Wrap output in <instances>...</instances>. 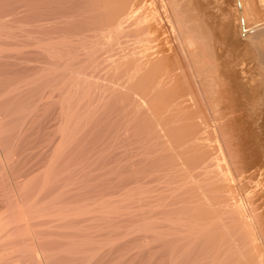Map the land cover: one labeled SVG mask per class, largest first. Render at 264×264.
I'll list each match as a JSON object with an SVG mask.
<instances>
[{"label": "rangeland", "instance_id": "rangeland-1", "mask_svg": "<svg viewBox=\"0 0 264 264\" xmlns=\"http://www.w3.org/2000/svg\"><path fill=\"white\" fill-rule=\"evenodd\" d=\"M105 1H102V2L107 3L108 6H105L106 4L104 5V3L102 4V2L100 3L97 0H70V1L69 0H65V1L64 0H35V1L34 0H14V1L13 0H0V4L2 5V6H0V39H1L0 40V51H1L0 54L2 55V56L0 55V146H1L0 147V179H1L0 180V264H188V263L189 264H211V263L217 264L219 262H220V264H222L223 261L226 262L225 259L230 260V261L228 260L226 264H239L240 259L238 261H237V259L240 258L242 254H245V252L243 250L246 251L247 248L245 249V247H247V243H245V238L243 236L242 230L240 229L238 231V230H236V228H234L235 224H234L232 219L237 218L240 221L242 220V218L239 219L240 214H239L238 210H237V212H238L237 213L235 209H238L239 208L238 206H240V207L242 206V209L244 211L243 216L244 215H245L244 217L247 216L246 218H243L242 221H244V222L246 219H249L254 224L256 218L259 215L256 216V214L251 210L250 205L247 202V199L245 196L246 192L240 187V184H239V182H237L238 181L237 180L234 183H235V186L237 188L239 187L237 189V192H235V195H237V193H238V195H237L238 197L237 198L234 197L233 194H231V193H229V195L227 194L229 197L232 196L233 198L232 197L231 198L234 199V201L237 200V202H235V204L232 206V208H233L232 210H234V211L225 213V214H227V218H226V215L224 213L219 212V208H218L219 206L217 205L218 200L215 199L217 202L214 200V197L216 198L221 192L219 194L216 193V192H219V191H217L218 190L217 186H218L219 181L216 177H214V175L211 172V171H213V168H214L213 164H209L210 166H207L206 167L207 169H205L207 171V174H205V176L207 178H205V176L203 177V179H202L203 184L202 185H205L206 187H204L202 185H201V187H199L198 182H196L195 180H192V181L188 180L186 178V174H185V176L184 175L181 176V170H183V167L181 168V166L175 165L174 164L175 162L173 163L172 162L173 160L171 158L169 159L170 161L168 160V158L166 157V154L168 155V153H169L168 151L161 153V151L158 149V145L154 142L155 141L154 137H152V135H151L152 134V123H151L150 114L149 113L147 114L148 105L143 101L142 98H140V96L137 93L136 94L138 97H136V94L134 92L133 93L135 95L132 93V91L125 89L126 85L128 83L131 82V84H134V81L137 80L135 78V74H136L135 70L136 69H134L135 66L137 65V63L135 62L136 61V57H135L136 52L135 51L137 48V46H136L137 43L135 42V39H134L135 37L133 39L131 38L130 42L125 41L124 43H126V45L123 43L122 48H121V45L119 46L118 44H116L117 39H112V40L109 39L110 33H108L107 31H109V30L111 31L113 29L109 28L110 24H108V23L110 22L109 20L111 18L113 21H115L116 18L112 17L113 15H111L110 11L106 10V7L108 9H109V7H111V5L109 6V3H108V2H110V0L109 1L105 0ZM132 1H134V0H132ZM159 1L160 0H157L156 3H158ZM94 2L96 3V6H95V4H92ZM97 2H98V6H97ZM126 2H125V0H124V3L122 1L123 4L122 3L118 4L119 7H117V8L115 7L116 11L114 10V12L119 11L118 13H121V12L124 13V15H122L121 17L126 16V19H124V20L121 17L118 18V19H121V20H119L120 22H123V24H121V25L127 24V22H130L131 19H132L131 22H134L137 20V17H134V16H137V13H136L137 11H134V9L131 11H134L135 13H132L130 11V9L133 8V6H135V8L137 9V2H135L136 5H132L134 2L129 3L130 0H127ZM100 4H102V6H105V7L101 8ZM113 4L116 5L114 2H113ZM124 4H125V6H124ZM10 5H11V7H9ZM122 5L124 6V8H122L123 7ZM126 5H129V6H126ZM130 5H132V6H130ZM161 5L162 4L160 3V6H158V10H157L160 12V15L154 19H157L158 17L160 19H162L161 27L165 25L163 28H167L169 26L168 25L169 20L167 18L166 19L164 18L165 16H163L164 15L163 12L161 13V11L166 10V6L162 7ZM93 7H98V8H93ZM127 7H128V10H127ZM155 7H156V5H155ZM59 8H61V9H59ZM68 9H69V12H68ZM82 9H83V11H82ZM97 9L98 10L100 9V11L98 12ZM102 9H105V10H102ZM118 9H120V10H118ZM34 10H37V11H34ZM59 10H61V11H59ZM87 10H89V11H87ZM94 10L99 13V15H98V13L95 12L97 14L95 16L98 17V18L95 17L96 19L93 18L94 16L92 17V15H94L93 14ZM20 11H22V12H20ZM103 11H106L107 13L106 12L105 13L108 15H106ZM125 12H127V13H125ZM50 13H51V15H50ZM38 14H39V16H38ZM109 14L111 15L110 17H109ZM133 14H135V15H133ZM18 17H20V18H18ZM153 17H155V15ZM26 19H27V21H26ZM127 19H128V21H127ZM11 20H14V22L17 25H15V23L13 21L11 22ZM71 20H73V21H71ZM90 20H92V21H90ZM112 20H111V24L113 22ZM26 22H27V24H29V27H28V29H30V31H28L29 33L26 32V29H27L26 28L27 25L25 24ZM11 23H13V25H15L14 27H16V30L14 27H10L9 25H7V24L11 25ZM85 23L87 26L85 25ZM98 24H99V26H98ZM114 24H117V23L114 22ZM20 25L21 26L23 25V28L25 27L26 29L25 28L22 29V27L20 28ZM17 26L19 27V29H18L19 31L23 30L22 32L27 33L30 36H28V37L26 36L27 38H24L21 41L23 36H21V34H20L21 31L19 32L20 36L16 33V32H18ZM107 26H108V28H107ZM123 27H125V29H126L125 25ZM13 28H14V30L10 32V30H12ZM87 28H89V29H87ZM97 28L98 29L100 28V31H98ZM31 29H32V31H31ZM36 29H38V30H36ZM13 32H15V35L16 34L17 35L16 36L13 35L14 34ZM31 33H32V35H31ZM104 33H107L108 36H106L107 34H104ZM24 35H26V34H24ZM33 35H34V37H31ZM66 37L69 39H66ZM13 39H15L16 42ZM19 39H20V41H19ZM124 39L126 40L127 38H124ZM5 40H6V42H5ZM97 40H100V41H97ZM94 42L95 43L99 42V43L95 44ZM127 42L131 43V45L130 44L127 45ZM29 43H31L32 45H30ZM39 43H40V46H39ZM93 44H95L96 47L93 46ZM123 45L125 48L123 47ZM41 47H43L44 49ZM49 47H51V48H49ZM91 47H92V49H90ZM109 47H111L112 49ZM48 48H49V50H48ZM96 50H99V51H96ZM105 50H106V53H105ZM86 51H89V52H86ZM91 52L94 55H91ZM125 52H127V53H125ZM118 54H120V55H118ZM78 58H80V59L78 60ZM83 58H85V59H83ZM10 61L12 63H10ZM43 62H46L47 64L43 63ZM113 62H114V64H113ZM121 63H123V64H121ZM59 64H61V65H59ZM119 64H121L122 67L124 65V68H122L121 65H119ZM100 65H101V68H100ZM5 66H6V68H5ZM110 66H112V67L110 68ZM131 66H132V68H131ZM3 67L5 70L3 69ZM71 68H73L74 70H72ZM120 68H122V72L119 71V70H121ZM103 69H105V70H103ZM108 69H110V71L112 69L113 70H112V72H109ZM22 70H23V73H22ZM54 71H56L55 72L56 74L54 73ZM70 73H72V74H70ZM108 74H109V76H108ZM68 75H69V77H67ZM71 75H73V76H71ZM97 75H99V76L96 77ZM18 76L21 78V81H20V78H16ZM75 76H76V78L77 77H79V78L76 79ZM29 77H31V78H29ZM71 77L74 79V82H73V79H70ZM121 77H124V78L126 77L127 81L124 78L123 79L125 81H122ZM27 78L30 80L28 81ZM104 78L106 81L104 80ZM110 78L111 79L113 78V79L111 80ZM86 79H89V80H86ZM117 79L119 81H117ZM120 80L122 81V85H124V83H126L125 86H123L124 90L120 89L122 87V85H120L121 84ZM75 81H77V82H75ZM79 81H80V83H79ZM86 81H87V83H86ZM108 81L114 82V83H109ZM94 82H95V84H94ZM99 82H101L100 83L101 85L99 84ZM4 83L7 85H5ZM33 83L35 84V86L33 85ZM75 83H77V84H75ZM78 83H79L80 87H78ZM39 84H40L41 88H40ZM86 84H87V86H86ZM98 84L102 88L98 87L99 86ZM109 84L111 85L112 89L108 88V87H110ZM131 84H128V86H130ZM89 85H91V86H89ZM96 85H98V86H96ZM103 85H107V86L104 87ZM116 85H118V86H116ZM6 86H7V88H6ZM62 86H64V87H62ZM95 86L99 90L102 89L101 92L97 90L98 94H95V93H97V91L95 90L96 89ZM68 87H69V89H68ZM86 87H88V88H86ZM48 88H49V90H48ZM56 88H58V89L56 90ZM103 88L104 89L108 88L109 92L107 89L105 92ZM1 89H3V90H1ZM14 89H16L15 90L16 92L14 91ZM70 89H72V90H70ZM73 89H75L76 91H74ZM113 89H115V91H113ZM6 90H8V91H6ZM85 90H87V91H85ZM89 90H90V92H89ZM127 90L130 91L132 94L130 92H128ZM4 91H6V92H4ZM71 91L72 92L74 91V92L70 93ZM121 91L122 92L124 91V92L122 93ZM18 92H20V93H18ZM23 92H25V94H27V93L28 94L26 96H24L25 94ZM85 92H87V93H85ZM99 92L101 95H99ZM127 92L130 95H128V94L126 95ZM50 93H51V95H50ZM63 93H64V95H63ZM91 93H94V94H91ZM65 94H69L70 96L72 95L71 100L69 102H66V100L63 99V98H65L64 97ZM86 94H88V96L84 97V96H86ZM57 95L59 96V98ZM48 96L50 99H48ZM22 97H23V99H22ZM32 100H34V103L32 102ZM81 100L84 102H81ZM46 101H47V103H46ZM76 101H78V102H76ZM125 101H126V103H125ZM132 102H134V103H132ZM135 102H136V104H135ZM60 103H62V104H60ZM65 103H67V105ZM74 104L77 106L75 108L79 109V111L74 109V107H72V106H75ZM19 105L22 109L24 108L25 110L24 109L21 110V108H19ZM16 106H18V107L16 108ZM127 106H128V108H127ZM29 107H30V109H29ZM46 107H48V108H46ZM79 107H81L82 109H80ZM135 107H138V108L136 109ZM143 107H144V109L146 108V110H144ZM67 108L69 109L67 111H71L72 109L70 110V108L74 109V110H72V112L74 111L72 113V114H74V115H72V117H70L71 114L66 115V117H68V118L64 117L63 114H66L67 111L66 112H64V111ZM134 108L136 111L134 110ZM9 109H11L10 112H8ZM63 109H65V110L63 111ZM12 110L14 113L12 112ZM84 110L85 111L88 110V112H85ZM131 110H133V111H131ZM6 111H7V113H6ZM19 111H21V112H19ZM127 111H128V114H127ZM130 112L132 113L131 115H129ZM134 112H136V113L138 112L139 116ZM26 113H29V114L26 115ZM61 113H63V114H61ZM68 113H70V112H68ZM144 113H146V114H144ZM10 114H12L11 117H10ZM82 114L84 116H82V118H81ZM123 114L125 115V117ZM62 115H63V117H61ZM85 115H86L88 121H86ZM128 115H129V117H128ZM22 116H24V117H22ZM103 116H105V117H103ZM135 116L136 117L138 116L137 121L139 122V123L138 122L136 123V126H137L136 128H139V130L142 128L140 130L141 132L138 129H136L137 130L136 134L128 135V132L130 130H132V128L129 126H125L126 124H124V123H126L127 119L135 117ZM12 117L14 119H12ZM62 118L67 119V120H65L66 124L63 123L64 119H62ZM125 118H126V120H125ZM141 118H143V119H141ZM83 119H84V122H83ZM246 120L248 121L247 122L248 123L247 133L249 135V138L252 140H255V142L257 143L259 148H262V150L260 149V155L261 156L263 155L262 157L264 160V112L263 113H261V112L253 113L250 111L248 114H246ZM68 123H70V125H71L70 127H69ZM104 124H105V126H104ZM144 124H145V126H144ZM12 125H13V127L16 126V128H12ZM62 125H66L65 128ZM122 125L125 127H123ZM41 128H42V131H41ZM44 128H47V129H44ZM67 128H70L69 130H71V132L74 131L78 135L74 134V133H70V131L67 132L68 131ZM123 128H125L126 130ZM95 129H96V131H95ZM76 130H78V131H76ZM122 130L125 132V134L123 133ZM26 131H28V132H26ZM144 133H145V136H143ZM73 134L75 137L73 136ZM88 134H90V135H88ZM121 134H122V136H121ZM147 134L149 135L148 137L150 140L147 139L148 138L146 136ZM62 135L65 137V139L67 137L68 138L64 141ZM66 135H67V137H66ZM95 135L97 136V138ZM140 135H142V137H140ZM98 137L100 140L98 139ZM2 138L4 139L3 140L4 144H3V142H1ZM122 139L123 140L126 139V140L123 141ZM137 139H139V140L137 141ZM145 139H147V140H145ZM61 140H62V142L67 141V143L63 146L62 142H60ZM148 140H149V142H148ZM6 141L8 142L9 145L7 144ZM59 142L61 143L60 144L61 146L59 145ZM151 142H152V144H150ZM128 144L130 146H128ZM140 144H142V145H140ZM153 144H154V146H153ZM4 145L5 146L8 145L9 146L8 149ZM52 145L54 146V148ZM155 145H156V147H155ZM151 146H153L154 149L153 148L149 149ZM58 147H59V149H58ZM61 147L64 149H61ZM101 147H102V149H101ZM65 148L67 149L66 151H64ZM126 148L129 150H127ZM55 149H56V151H55ZM5 150H7V152ZM60 150L61 151L63 150L64 153L62 152L63 154H61ZM149 150H151V151L149 152ZM24 151H26V152H24ZM52 151H54V152H52ZM68 151H70V152L73 151L75 153L72 152L73 155L71 153L68 154ZM95 151L98 153H96ZM155 151L157 154H154ZM55 152H56V154H55ZM107 152L109 153V155ZM65 153H67V154H65ZM152 153H153V156H150ZM64 154H65V157H64ZM45 155H47V156H45ZM61 155H63V156L61 157ZM115 155L117 157H115ZM53 156H55V157H53ZM9 157H10V159H9ZM69 157L71 158V160ZM90 157H91V159H90ZM149 157H151V158H149ZM162 157L164 158V160ZM52 158H54V160ZM65 158L66 159L68 158L67 159L68 162L70 160L69 164L72 165L73 162H74V164L72 166L69 164H67V166H65V164L68 163L67 161L65 162V160H66ZM108 158H109V160H108ZM46 161L48 162V164ZM119 161H121V162H119ZM62 162H64L65 164H63ZM109 162H110V165H109ZM126 162L128 165L126 164ZM134 163H135V165H133ZM34 165L36 167H34ZM86 165H88V166H86ZM89 165L93 166V167H91L93 169H90ZM211 165H212V168H211ZM70 166H71V169L69 168ZM78 166H79V170H78ZM141 166L143 169L141 168ZM62 167L65 170H61ZM83 167H86V169H84ZM175 167L178 169L179 172L175 171V170H177ZM16 168L18 170H16ZM68 168L70 170H68ZM108 168H109V170H108ZM132 168H134V169H132ZM87 169H90V171L92 173L89 172V170H87ZM99 169H102L105 171L101 172V170H99ZM135 169H137L138 171H136ZM66 170H68V172L74 171L75 174L72 173L73 176L68 177L69 175H72V174H71V172L66 173L67 172ZM107 170L109 172H106ZM140 170H141V172L142 171L143 172L141 173ZM82 171H83V173L86 172L85 175H88V176L90 175V176L89 177L85 176L84 174H82ZM144 171H145V173H144ZM166 171H167V173H165ZM16 172H17V174H16ZM63 172L68 174V176L63 175ZM110 172L111 173L113 172L112 175ZM114 172L116 173V175L119 174L120 177L122 176V178H119L118 176H116V178L118 177L117 179H121L120 181L118 180L119 182L115 181L116 180L115 178L113 181H111L113 178H110V175L112 177H114V175H115ZM138 172H139V174L135 175V173H138ZM151 172H153L154 174ZM208 172L211 174H209ZM78 173H80L81 175ZM105 173H107L108 175H106ZM109 173H110V175H109ZM133 173H134V175H133ZM156 173H158V174H156ZM168 173L171 175H168ZM82 175H84V176H82ZM124 175H128L131 177H127ZM167 176H170L171 178L169 177V179H167ZM19 177H20V179H19ZM80 177H81V179H79ZM82 177L84 179L83 181H82ZM96 177H99V178L101 177V179H99V178L97 179ZM211 177H213V178H211ZM259 177L262 178V176H258V178L250 180L248 182L249 185L251 187H255V186H258L259 184H262ZM27 178H29V181H30L28 183V185L30 186L29 188H31V192L28 191L30 189L28 188V186H26L27 185L26 181H28V180H26ZM30 178H32L33 180L31 179L32 180L31 181ZM123 178H125V179H123ZM131 178L133 181L131 180ZM177 178H179L180 180L178 179L179 180L178 181ZM210 178L213 181H209ZM34 179H35V181H34ZM69 179H70V181H68ZM108 179H110V180H108ZM24 180H26V181H24ZM80 180H81V182H80ZM90 180L92 181L93 187L90 184L91 183ZM105 180L107 181L106 184H108V185H106V187L104 189L105 185H103V184H105L104 183ZM5 181H6V183H5ZM180 181H182V183L186 182L185 185L182 184ZM17 182L20 183L21 185L18 184ZM24 182H26V183H24ZM100 182H102V183H100ZM118 183H120V184L122 183L121 188H119L120 184H118ZM123 183H124V185H123ZM191 183L196 185V186L194 187V185H192ZM57 184H58V186L55 187ZM112 184H113V186H115L116 184L117 185L115 186L116 187L115 192L112 193V195H111V192L114 190L113 189L114 187H112ZM179 184L182 185V187L184 186V189ZM206 184H208L211 188L213 186H216V187H213L211 189ZM33 185H34V187H33ZM176 185L179 186V187L177 186L179 189L176 187ZM107 186H108V188H107ZM191 186H193L194 188H197L198 192L196 193V191H195L196 189H192L193 187L191 188ZM122 187H124V188H122ZM26 188L28 190H26ZM59 188H60V191H58ZM100 188L104 190L103 193H101ZM106 188L109 189V191H107V192H109V194L105 192V190H107ZM131 188L134 192L131 190ZM173 188L175 190L174 194L172 193V192H174V190L172 191ZM185 188L188 190H186ZM200 188H205V189L210 188L211 190H207V191L211 196L208 195L206 192H205V195L207 194L206 195L207 197H205V195H204V197L200 196V194L202 193V191L199 192L200 190H198ZM22 189L23 190L25 189L24 190L25 192H27V191L29 192V193L27 192L28 194H25L27 196L26 198L23 195L24 194L23 191H22L23 194L20 191ZM49 189L50 190L52 189V191H50ZM73 189H75V191H79L83 195L80 193H79L80 195L78 193H75V191ZM117 189L119 190V193L116 192ZM89 190H90V192H89ZM185 190L187 191V193ZM212 190L213 191L215 190V191L212 193ZM32 191L34 192V194ZM120 191L123 192V193H121V195H120ZM188 191H190V192L194 191L193 192L194 194L191 193L192 194L191 195L190 192H188ZM59 193H61V194H59ZM72 193L78 194L77 195L78 197L76 196L77 199L73 200V197H75L74 196L75 194H72ZM104 193H106L107 195L104 196ZM125 193L133 196L134 199H132V196H130V199H132L131 202H133L132 207H131L130 199H129V202H127L130 206L129 207L127 206L128 205L126 203L127 200L125 201V199H124V196H126ZM67 194H68V196H67ZM86 194H88L87 198H86ZM139 194H141V195H139ZM203 194H201V195H203ZM212 194H214L213 197H212ZM215 194L216 195L218 194V195L216 196ZM29 195L32 196V198H29ZM64 195H66V196H64ZM114 195L116 196V198ZM122 195H123V197H122ZM183 195L186 198H188L189 200L186 199ZM92 196L93 197L95 196L94 198L97 197V200H95V203H96V201L102 202L101 204L98 205L99 207L97 205H96L97 207H95V203L92 201L93 199L91 198ZM113 196H114V198H113ZM118 196L120 198V202L122 200L123 203L127 204V205L124 204L126 207L123 206V208H122V205L120 207H118V208H122V211H120V209H118L117 207L112 208V206H113L112 204L114 202L119 201L118 200L119 198H117ZM155 196H158V197H155ZM167 196H168V198H167ZM196 196H200V198L203 197V199H200L199 197H198L199 198L198 199ZM219 196L217 197L218 199H219ZM22 197H23V199H22ZM46 197H48V199ZM61 197H63V198H61ZM88 197L91 199H89ZM100 197L104 198V199H102L103 201L98 199ZM172 197H174L173 200H172ZM183 197L188 202L187 201L185 202V199ZM28 198H29V200H27ZM140 198H142V199H140ZM155 198L156 199L158 198L160 200L159 203L162 200V202L160 204L161 206L157 204L158 199L156 201ZM207 198L209 200H207ZM24 199L26 200V202L30 201L31 199H33V200H31L29 202L30 204H27ZM63 199H64V201H62ZM65 199H68V201ZM105 199L107 201H105ZM115 199H117L118 201H116ZM166 199H167V202L169 204L166 202ZM168 199H171V200H168ZM179 199L181 200V202ZM183 199H184V201H183ZM210 199H211V204H213V205H210V206H212L211 209L209 208L210 207L209 206ZM69 200H71V201H69ZM136 200H138L140 202H137ZM153 200L155 202H152ZM197 200H198V202L203 201L202 203L206 206L208 204V206L203 207V204L201 203L200 205H202V206L196 205L194 208V205L197 202ZM239 200H241V201H239ZM108 201H110V202L108 203ZM106 202H107V204H106ZM111 202H113V203H111ZM135 202H137V203H135ZM141 202H142V205L144 203H147V204H148V202H150V203L148 205L146 204V206H148V207L145 208V206H144L141 208V206H142ZM31 203L34 204L33 207L31 205ZM81 203H84L83 207H85V206L90 207L91 206L90 209L95 210L96 212L99 211L101 213V214L96 213V212L93 213L94 211H92V212L87 213L86 215L84 214V216L82 215L81 217H86L88 215L89 217L90 216L92 217L91 218L92 220L93 219L95 220L96 219L95 217H97L99 219L101 217L102 219H105V220L107 218L106 222L104 220L101 221L102 219L101 220L96 219L95 220L96 223H94V224L96 225L98 223V225L103 226L104 222H105L104 224H106L108 222V224L110 223L109 225L111 227L109 225H104L105 227L108 226V228H105L104 226L99 227L96 225L95 229H94V227L92 226V225H94V224H92L94 220L93 221L90 220L92 222H90L88 220V223H87L85 218H84V221L82 220L83 218L80 219V217L77 219H74L75 217H73V215L70 213L72 211L71 208H73V209H74V207L82 208ZM89 203H91V204H89ZM138 203H140V206ZM164 203H167V204L165 205ZM102 204H105V205H103V207L105 208L104 210H101L100 205H102ZM114 204H115L114 206H117L116 203H114ZM26 205H28L29 207H27ZM106 205H108V206H106ZM118 205H120V203H118ZM137 205H138V207H140L141 211L139 208L135 207ZM152 205L154 207H152ZM185 205L188 207L186 208ZM168 206H169V208H168ZM236 206L238 208H236ZM23 207H24V209H23ZM103 207H102V209H103ZM151 207H152V209H151ZM200 207H201V209H200ZM97 208H99L100 210ZM108 208H110V210H111L110 211L111 215H109V212L107 213V211H106V210H108ZM115 208H117L116 210L120 211V212L118 211L120 213L119 214L120 216H125L124 215V213H125V214H127L126 217L119 218L120 216L117 217V215H116L117 220H115L116 218L113 219L114 217L111 218L113 215H115V213L114 214L111 213L113 211L116 212L114 210ZM125 208H126V210H125ZM202 209H206V210L209 209V210L203 211ZM240 209L241 208H239V211H240ZM14 210H15V212H14ZM138 210H139V212H138ZM102 211H103V213H102ZM104 211H106V213ZM136 211L142 215H139ZM143 211L146 213H143ZM201 211L204 212L205 214L202 213ZM9 212H11V213H9ZM131 212H132V215L130 216ZM1 213H3V214H1ZM58 213H60V214H58ZM61 213H62V215L63 214L65 215L67 213L65 215V216H67L65 218L66 220H64V218L61 220V216H62ZM68 213H69V215H71L69 218H68ZM92 213L94 214V216ZM54 214L55 215L57 214L59 216L61 215V216L57 217V215L55 216ZM103 214H105V216ZM208 214L213 216V217L217 216V215L218 216L214 219V221L211 224L206 226L203 224L204 223L203 219L207 218V216H209ZM241 214H242V211H241ZM5 215H6V217H4ZM7 215H8V217H7ZM203 215H204V217H203ZM88 216L86 217L87 219H89ZM98 216H100V217H98ZM166 216H167V218H166ZM221 216H223V218ZM16 217H18V219ZM144 217H145V219H144ZM146 217H150V218H146ZM180 217H181V219H180L181 221L179 220ZM218 217H220L219 219H221V220H223L224 218L225 219L223 220V222H221V220L219 221ZM231 217H232V219H231ZM11 218H13V219L11 220ZM110 218H111V222L108 220ZM185 219L187 220V222ZM201 219H202V221H201ZM49 220H50V222H49ZM59 220H60V222H59ZM63 220L65 223H63ZM146 220L148 222H146ZM189 220H191V221H189ZM19 221H21L24 224V226ZM67 221H68V223H71V222L72 223L68 224ZM69 221H71V222H69ZM75 221H76V223H75ZM98 221L100 222V224ZM112 221H113V223H112ZM117 221H121V222H117ZM175 221H177V222H175ZM9 222H10V224H9ZM78 222H80L79 223L80 225H78L79 229L77 226ZM200 222H201V224H200ZM11 223H13L14 225L12 226ZM19 223L23 227L19 228V226H20ZM81 223H82V225H81ZM25 224H26V226H25ZM85 224H87V226L89 228L91 226V228H90L91 230H89V229L84 230L83 227L88 228L87 226H85ZM111 224H113V225L115 224V225L113 226ZM132 224H135V225L132 226ZM221 224H222V226H221ZM230 224H232V225L234 224V225L232 226ZM70 225H73V226H70ZM189 225H191V226H189ZM202 225H204L205 227H203ZM74 226H75V228H73ZM76 226H77V228H76ZM192 226H194V227L191 228ZM200 226H202V227H200ZM230 226H232V227H230ZM254 226H255V230L258 231L256 224H254ZM32 227H34V228H32ZM80 227H82V230L85 233L80 231L81 230ZM96 227H97V231H96ZM148 227H150V228H148ZM152 227H154V228H152ZM195 227H196V229H194ZM227 228H229L228 233H227ZM231 229H232V232L235 229L234 233H236V232L237 233L234 234V233L230 232ZM21 230H23V232H25V233L23 234V232ZM102 230H104V231H102ZM224 230L226 232H224ZM20 232H22V233L20 234ZM90 232L93 234H91ZM223 233H224V235L222 236ZM72 234H74V236ZM96 234L99 236H94V237L91 236V235H96ZM102 234H104V235H102ZM241 234H242V236H241ZM230 235L231 236L240 235V236H236V238L238 237L237 240H235L236 238H234V236H233L232 237L233 240H232ZM25 236H27V237H25ZM227 236L229 237L230 240L228 238H226ZM29 237H31V238H29ZM70 237L72 238L73 241L71 240ZM219 237L221 238V240ZM41 238H42V240H41ZM104 238H105V240H104ZM100 239H102V240H100ZM239 239H242V240L240 241ZM95 240H97V241H95ZM231 240H232V242L230 243ZM144 241H145V243H144ZM233 241H236V242L239 241L240 243L239 242L234 243ZM25 242H27V243L25 244ZM227 244H229V246ZM218 246H220V247H218ZM242 248H243V250H242ZM66 250H68V251H66ZM239 250L241 253L239 252ZM225 252H227L229 255H227V253H225ZM237 254L239 257H237ZM216 255L220 256V257H218V259H217ZM225 255H227V256H225ZM232 256H234V257H232ZM244 256L245 255H242L241 258L244 259L245 258ZM231 258H232V260H231ZM214 260H215V262H214ZM218 260H219V262H218ZM231 261H233V262H231ZM257 262H255V263L253 262V264H259ZM223 264H225V263H223Z\"/></svg>", "mask_w": 264, "mask_h": 264}, {"label": "bare ground", "instance_id": "bare-ground-1", "mask_svg": "<svg viewBox=\"0 0 264 264\" xmlns=\"http://www.w3.org/2000/svg\"><path fill=\"white\" fill-rule=\"evenodd\" d=\"M14 1V0H13ZM35 1V0H34ZM65 1V0H64ZM70 1V0H69ZM99 1L100 3L102 1H105V0H97ZM109 1V0H108ZM107 1V2H108ZM124 3V0H110V2L113 4V2L116 4V5H112L110 2L109 3V6L111 5V7H109V9L106 7V10L110 11L111 15H113L112 17H115V21L112 20V18L109 20L110 22L108 24H110L109 28L110 29H113V30H109L107 31L108 33H110V40L112 39H117V42L116 44H118L119 46L121 45V48H122V44L125 42V41H131V38L135 39V42L137 43V48H136V63L137 65L135 66L134 69L135 70V78L137 80L134 81V84H131L128 83V84H131L130 86H128V84L126 85V88L125 89H128L130 91H132V93L134 92L135 94L137 93L140 98L143 99V101L148 105V108H147V114L149 113L150 116H151V123H152V137H154V142L158 145V149L161 151V153L163 152H169L168 155L166 154V157L168 158V160L171 158L173 161V163L177 166H181V168L183 167V170H181V176L186 174V178L188 180H195L196 182H198L199 184V187H201V185L203 184V177L205 176V174H207V171L205 169H207L206 167L207 166H210L209 164H213L214 168H213V171L212 174L214 175V177H216L219 181L218 183V190L219 192H216V193H220L218 196H219V199L216 197H214V200H218V208H219V212H222V213H228V212H232L234 210H232V206L235 204L236 201H234V199H232L231 197H229V193L233 194L234 197H238V193L237 195H235V192H237V188L235 186V181L239 182L240 184V187L246 192L245 196H246V199H247V202L249 203L250 205V208L251 210L257 215H259L254 224H256V227H257V230H255V226L253 224V222L249 219H244L243 218H246L243 216V209H242V206H238L240 209L239 211V208L236 206V208L238 209H235L236 212L238 210L240 216H239V219L242 218V220H238L237 218L236 219H231L233 220L234 222V228H236V230H242L243 232V236L245 238V243H247V247H245L246 251L242 250L245 252V254H242V255H245L243 258L245 259H242V255L240 258L237 259V261L240 259V263L239 264H253V262H257L259 264H264V160H263V155L261 156L260 155V149L262 150V148H259V146L257 145V143L255 142V140H252L249 138V135L247 133V129H248V121L246 120V114H248L250 111L253 112V113H258V112H261L263 113L264 112V0H160L158 3H156L157 0H130L129 3H132L134 2L132 5H136L135 2H137V9L135 8V6H133V8L130 9L134 11H137V16H134V17H137V20L134 21V22H127V24H124L126 26V29L125 27H123L124 25H121L123 24V22H120L119 20L121 19H118L120 18L122 15H124V13H118L119 11L117 12H114V10L119 7L118 4L120 3ZM127 0H125L126 2ZM132 1V2H131ZM31 2V1H30ZM46 2V1H45ZM61 2V1H60ZM63 2V1H62ZM73 2V1H72ZM106 2V1H105ZM82 3V2H81ZM104 2H102L103 4ZM122 3V4H123ZM127 3V2H126ZM128 3V4H129ZM160 3L162 4L161 6L164 7L166 6V10L165 11H161V13L163 12L165 16L164 18L168 19L169 20V26L167 28H163L164 26L161 27L162 25V19H160L159 17L157 19H154L156 18L157 16L160 15V12L157 11L158 10V6H160ZM36 4V3H35ZM63 4V3H62ZM86 4V3H85ZM92 4H95L96 6V3H92ZM102 4H100L101 8L102 7H105V6H108L107 3H104L105 6H102ZM61 5V4H60ZM64 5V4H63ZM130 5V6H132ZM156 5V7H155ZM0 6H2L0 4ZM17 6V5H16ZM35 6V5H34ZM66 6V5H65ZM97 6H98V2H97ZM123 6V5H122ZM125 6V4H124ZM124 6L122 8H124ZM126 6H129V5H126ZM154 6V7H153ZM6 7V6H5ZM11 7V5L9 6ZM15 7V6H14ZM64 7V6H63ZM116 7V8H115ZM55 8V7H54ZM62 8V7H61ZM59 8V9H61ZM93 8H98V7H93ZM126 8V7H125ZM160 8V7H159ZM15 9V8H14ZM25 9V8H24ZM89 9V8H88ZM136 9V10H135ZM17 10V9H16ZM30 10V9H29ZM71 10V9H70ZM102 10H105V9H102ZM120 10V9H118ZM127 10H128V7H127ZM34 11H37V10H34ZM61 11V10H59ZM67 11V10H66ZM83 11V9H82ZM89 11V10H87ZM97 11L99 12L100 9ZM97 11H93V14L92 17L95 18L97 15L95 12ZM116 11V10H115ZM123 11V10H122ZM126 11V10H125ZM134 11H131L132 13H135ZM22 12V11H20ZM68 12H69V9H68ZM85 12V11H84ZM83 12V13H84ZM97 12V13H98ZM104 13L106 11H103ZM124 12V11H123ZM11 13V12H10ZM38 13V12H37ZM59 13V12H58ZM72 13V12H71ZM107 13V12H106ZM105 13V14H106ZM114 13V14H113ZM127 13V12H125ZM154 13V14H153ZM25 14V13H24ZM61 14V13H60ZM63 14V13H62ZM51 15V13H50ZM55 15V14H54ZM69 15V14H68ZM99 15V13H98ZM101 15V14H100ZM108 15V14H106ZM109 14V17L111 16ZM126 15V14H125ZM135 15V14H133ZM155 15V17H153ZM39 16V14H38ZM61 16V15H60ZM59 16V17H60ZM91 16V15H90ZM11 17V16H10ZM43 17V16H42ZM71 17V16H70ZM89 17V16H88ZM91 17V18H92ZM103 17V16H102ZM20 18V17H18ZM56 18V17H55ZM72 18V17H71ZM98 18V17H97ZM124 19H126V16L125 17H121ZM17 19V18H16ZM96 19V18H95ZM129 19V18H128ZM127 19V21H128ZM89 20V19H88ZM87 20V21H88ZM94 20V19H93ZM103 20V19H102ZM111 20L113 21L112 24H111ZM122 20V21H123ZM14 22V20H11V22ZM27 21V19H26ZM73 21V20H71ZM86 21V22H87ZM92 21V20H90ZM89 22V21H88ZM117 23V24H114ZM166 22V21H165ZM15 23V22H14ZM76 23V22H75ZM107 23V22H106ZM27 26H26V32L30 31V29H28L29 27V24H27V22L25 23ZM45 24V23H44ZM165 24V23H164ZM9 25L10 27H14L15 25H17L15 23V25H13V23L10 24H7ZM13 25V26H12ZM86 25V23H85ZM107 25V24H106ZM8 26V27H9ZM87 26V25H86ZM99 26V24H98ZM9 27V28H10ZM22 27L23 28V25L21 26L20 25V28ZM78 27V26H77ZM92 27V26H91ZM15 30H16V27H14ZM14 28L11 31L14 30ZM31 28V27H30ZM60 28V27H59ZM76 28V27H75ZM96 28V27H95ZM108 28V26H107ZM19 27L17 26V31L16 32L18 35H19V31L18 30ZM40 29V28H39ZM73 29V28H72ZM89 29V28H87ZM98 29V28H97ZM38 30V29H36ZM65 30V29H64ZM96 30V29H95ZM23 31V30H22ZM21 31V32H22ZM32 31V29H31ZM92 31V30H91ZM98 31H100V28L98 29ZM21 36H23V38L21 39V41L24 39V38H27L28 36H30L29 34L27 33H24L22 32ZM36 32V31H35ZM53 32V31H52ZM62 32V31H61ZM75 32V31H74ZM89 32V31H88ZM87 32V33H88ZM97 32V31H96ZM103 32V31H102ZM15 35V32H13ZM29 33V32H28ZM54 33V32H53ZM16 34V35H17ZM26 34V35H24ZM104 34H107V33H104ZM15 35V36H16ZM32 35V33H31ZM35 35V34H34ZM31 36V37H34ZM20 36V35H19ZM25 36V37H24ZM27 36V37H26ZM36 36V35H35ZM59 36V35H58ZM108 36V34L106 35ZM12 37V36H11ZM37 37V36H36ZM41 37V36H40ZM91 37V36H90ZM21 38V37H20ZM93 38V37H92ZM107 38V37H106ZM124 38H127L126 40ZM130 38V39H129ZM36 39V38H35ZM45 39V38H44ZM66 39H69L66 37ZM101 39V38H100ZM1 40V39H0ZM15 41V39H13ZM3 41V40H2ZM20 41V39H19ZM18 41V42H19ZM37 41V40H36ZM45 41V40H44ZM89 41V40H88ZM97 41H100V40H97ZM104 41V40H103ZM6 42V40H5ZM16 42V41H15ZM11 43V42H10ZM58 43V42H57ZM85 43V42H84ZM95 43V42H94ZM99 43V42H98ZM97 42L95 44H98ZM101 43V42H100ZM14 44V43H13ZM17 44V43H16ZM19 44V43H18ZM25 44V43H24ZM30 45H32L31 43H29ZM90 44V43H89ZM95 44H93V46H95ZM126 45V43H124ZM131 43H128L127 42V45ZM56 45V44H55ZM54 45V46H55ZM129 45V46H130ZM39 46H40V43H39ZM91 46V45H90ZM104 46V45H103ZM102 46V47H103ZM128 46V47H129ZM133 46V45H132ZM135 46V47H136ZM96 47V46H95ZM108 47V46H107ZM113 47V46H112ZM124 47V45H123ZM43 48V47H41ZM51 48V47H49ZM48 48V50H49ZM94 48V47H93ZM105 48V47H104ZM111 48V47H109ZM117 48V47H116ZM125 48V47H124ZM131 48V47H130ZM14 49V48H13ZM44 49V48H43ZM69 49V48H68ZM73 49V48H72ZM92 49V47L90 48ZM102 49V48H101ZM100 49V50H101ZM112 49V48H111ZM110 49V50H111ZM51 50V49H50ZM71 50V49H70ZM69 50V51H70ZM107 50V49H106ZM106 50H105V53H106ZM95 51V50H94ZM96 51H99V50H96ZM113 51V50H112ZM115 51V50H114ZM126 51V50H125ZM130 51V50H129ZM86 52H89V51H86ZM1 53V51H0ZM114 53V52H113ZM127 53V52H125ZM129 53V52H128ZM78 54V53H77ZM123 54V53H122ZM121 54V55H122ZM132 54V53H131ZM1 55V54H0ZM18 55V54H17ZM20 55V54H19ZM52 55V54H51ZM90 55V54H89ZM91 55H94L92 54L91 52ZM98 55V54H97ZM100 55V54H99ZM120 55V54H118ZM127 55V54H126ZM2 56V55H1ZM42 56V55H41ZM59 56V55H58ZM12 57V56H11ZM17 57V56H16ZM19 57V56H18ZM89 57V56H88ZM98 57V56H97ZM111 57V56H110ZM119 57V56H118ZM124 57V56H123ZM131 57V56H130ZM134 57V58H135ZM26 58V57H25ZM43 58V57H42ZM101 58V57H100ZM109 58V57H108ZM115 58V57H114ZM113 58V59H114ZM117 58V57H116ZM127 58V57H126ZM10 59V58H9ZM80 58H78L79 60ZM82 59V58H81ZM85 59V58H83ZM92 59V58H91ZM95 59V58H94ZM99 59V58H98ZM125 59V58H124ZM123 59V60H124ZM131 59V58H130ZM32 60V59H31ZM44 60V59H43ZM57 60V59H56ZM62 60V59H61ZM74 60V59H73ZM107 60V59H106ZM117 60V59H116ZM119 60V59H118ZM129 60V59H128ZM132 60V59H131ZM135 60V59H134ZM89 61V60H88ZM114 61V60H113ZM121 61V60H120ZM125 61V60H124ZM133 61V60H132ZM32 62V61H31ZM100 62V61H99ZM10 63H12L10 61ZM26 63V62H25ZM43 63H46V62H43ZM69 63V62H68ZM111 63V62H110ZM126 63V62H125ZM47 64V63H46ZM67 64V63H66ZM71 64V63H70ZM100 64V63H99ZM103 64V63H102ZM114 64V62H113ZM123 64V63H121ZM119 64V65H121ZM134 64V63H133ZM61 65V64H59ZM82 65V64H81ZM91 65V64H90ZM104 65V64H103ZM112 65V64H111ZM118 65V64H117ZM132 65V64H131ZM97 66V65H96ZM105 66V65H104ZM116 66V65H115ZM127 66V65H126ZM125 66V67H126ZM129 66V65H128ZM134 66V65H133ZM12 67V66H11ZM23 67V66H22ZM112 66H110L111 68ZM122 67V65H121ZM6 68V66H5ZM13 68V67H12ZM11 68V69H12ZM15 68V67H14ZM68 68V67H67ZM100 68H101V65H100ZM99 68V69H100ZM108 68V67H107ZM124 68V65L123 67ZM122 68H120L122 72ZM132 68V66H131ZM130 68V69H131ZM2 69V68H1ZM4 69V67H3ZM16 69V68H15ZM33 69V68H32ZM72 70H74L73 68H71ZM70 69V70H71ZM84 69V68H83ZM87 69V68H86ZM5 70V69H4ZM105 70V69H103ZM109 72H112V70L110 71V69H108ZM115 70V69H114ZM117 70V71H118ZM132 70V69H131ZM17 71V70H16ZM15 71V72H16ZM118 71V72H119ZM5 72V71H4ZM14 72V73H15ZM25 72V71H24ZM32 72V71H31ZM56 71H54L55 73ZM95 72V71H94ZM106 72V71H105ZM120 72V73H121ZM22 73H23V70H22ZM53 73V72H52ZM83 73V72H82ZM134 73V72H133ZM56 74V73H55ZM72 74V73H70ZM69 74V75H70ZM76 74V73H75ZM80 74V73H79ZM95 74V73H94ZM116 74V73H115ZM127 74V73H126ZM16 75V74H15ZM18 75V74H17ZM49 75V74H48ZM54 75V74H53ZM63 75V74H62ZM69 75L67 77H69ZM100 75V74H99ZM99 75H97L96 77H98ZM105 75V74H104ZM114 75V74H113ZM117 75V74H116ZM119 75V74H118ZM122 75V74H121ZM125 75V74H124ZM30 76V75H29ZM55 76V75H54ZM73 76V75H71ZM78 76V75H77ZM95 76V75H94ZM109 76V74H108ZM107 76V77H108ZM60 77V76H59ZM114 77V76H113ZM116 77V76H115ZM10 78V77H9ZM16 78H20L19 76L16 77ZM31 78V77H29ZM57 78V77H56ZM55 78V79H56ZM66 78V77H65ZM76 78V76H75ZM79 78V77H77ZM76 78V79H77ZM122 78V81H125L124 79H126V77H121ZM124 78V79H123ZM28 79V78H27ZM36 79V78H35ZM34 79V80H35ZM41 79V78H40ZM43 79V78H42ZM54 79V80H55ZM67 79V78H66ZM70 79H73L72 77ZM83 79V78H82ZM103 79V78H102ZM107 79V78H106ZM111 79V78H110ZM113 79V78H112ZM111 79V80H112ZM120 79V78H119ZM10 80V79H9ZM30 79H28L29 81ZM38 80V79H37ZM61 80V79H60ZM65 80V79H64ZM69 80V79H68ZM80 80V79H79ZM86 80H89V79H86ZM96 80V79H95ZM105 80V78H104ZM20 81H21V78H20ZM39 81V80H38ZM37 81V82H38ZM44 81V80H43ZM62 81V80H61ZM70 81V80H69ZM78 81V80H77ZM75 81V82H77ZM102 81V80H101ZM106 81V80H105ZM117 81H119L117 79ZM121 81V80H120ZM122 81H121V84L122 85ZM127 81V79H126ZM10 82V81H9ZM73 82H74V79H73ZM82 82V81H81ZM92 82V81H91ZM90 82V83H91ZM109 83H114V82H110L108 81ZM107 82V83H108ZM66 83V82H65ZM68 83V82H67ZM80 83V81H79ZM79 83H78V87L79 86ZM84 83V82H83ZM87 83V81H86ZM101 82H99L100 84ZM133 83V82H132ZM5 84V83H4ZM10 84V83H9ZM70 84V83H69ZM68 84V85H69ZM77 84V83H75ZM82 84V83H81ZM80 84V85H81ZM93 84V83H92ZM95 84V82H94ZM98 84V85H99ZM126 83H124V85H122V87L120 89H123L124 90V87ZM7 85V84H5ZM33 85L35 86V84L33 83ZM96 85V86H98ZM101 85V84H100ZM100 85L98 87H100ZM110 85V84H109ZM40 86V84H39ZM47 86V85H46ZM76 86V85H75ZM74 86V87H75ZM87 86V84H86ZM91 86V85H89ZM93 86V85H92ZM95 86V87H96ZM104 87L107 86V85H103ZM118 86V85H116ZM64 87V86H62ZM67 87V86H66ZM71 87V86H70ZM77 87V88H78ZM7 88V86H6ZM15 88V87H14ZM39 88V87H38ZM41 88V86H40ZM82 88V87H81ZM88 88V87H86ZM91 88V87H90ZM102 88V87H100ZM108 88H111V85L110 87ZM108 88H103L104 91L106 92V89L108 90ZM5 89V88H4ZM10 89V88H9ZM53 89V88H52ZM58 88H56L57 90ZM69 89V87H68ZM76 89V88H75ZM75 89H73L74 91H76ZM84 89V88H83ZM112 89V88H111ZM3 90V89H1ZM11 90V89H10ZM16 89H14L15 91ZM36 90V89H35ZM49 90V88H48ZM72 90V89H70ZM96 91H100L97 87L95 89ZM117 90V89H116ZM127 90V91H128ZM8 91V90H6ZM4 91V92H6ZM25 91V90H24ZM51 91V90H50ZM53 91V90H52ZM66 91V90H65ZM73 91V92H74ZM78 91V90H77ZM87 91V90H85ZM93 91V90H92ZM98 91L97 93L95 94H98ZM112 91V90H111ZM113 91H115V89H113ZM118 91V90H117ZM128 91V92H130ZM13 92V91H12ZM16 92V91H15ZM22 92V91H21ZM56 92V91H55ZM60 92V91H59ZM62 92V91H61ZM68 92V91H67ZM72 91L70 93H73ZM90 92V90H89ZM88 92V93H89ZM99 92V95H101ZM109 92V90H108ZM120 92V91H119ZM122 92V91H121ZM124 92V91H123ZM122 92V93H123ZM128 92L126 93V95L128 94ZM20 93V92H18ZM17 93V94H18ZM25 94V92H23ZM27 93V92H26ZM33 93V92H32ZM48 93V92H47ZM58 93V92H57ZM83 93V92H82ZM87 93V92H85ZM94 93H91V94H94ZM104 93V92H103ZM131 93V92H130ZM131 93V94H132ZM133 93V94H134ZM4 94V93H3ZM16 94V93H15ZM28 94V93H27ZM27 94H25L24 96H26ZM119 94V93H118ZM134 94V95H135ZM136 94V97H138ZM2 95V94H1ZM33 95V94H32ZM38 95V94H37ZM51 95V93H50ZM64 95V93H63ZM62 95V96H63ZM80 95V94H79ZM130 95V94H128ZM4 96V95H3ZM14 96V95H13ZM58 96V95H57ZM56 96V97H57ZM83 96V95H82ZM88 94H86V96L84 97H87ZM17 97V96H16ZM32 97V96H31ZM37 97V96H36ZM66 100V102H69L71 100V97L72 95L70 96L69 94H65L64 96ZM116 97V96H115ZM114 97V98H115ZM25 98V97H24ZM59 98V96H58ZM83 98V97H82ZM89 98V97H88ZM87 98V99H88ZM103 98V97H102ZM118 98V97H117ZM23 99V97H22ZM33 99V98H32ZM48 99L49 96H48ZM62 99V98H61ZM62 99V100H63ZM81 99V98H80ZM85 99V98H84ZM27 100V99H26ZM39 100V99H38ZM76 100V99H75ZM79 100V99H78ZM86 100V99H85ZM89 100V99H88ZM92 100V99H91ZM90 100V101H91ZM117 100V99H116ZM115 100V101H116ZM37 101V100H36ZM80 101V100H79ZM120 101V100H119ZM118 101V102H119ZM123 101V100H122ZM121 101V102H122ZM26 102V101H25ZM32 102L34 103V100H32ZM78 102V101H76ZM81 102H84L81 100ZM93 102V101H92ZM29 103V102H28ZM47 103V101H46ZM49 103V102H48ZM53 103V102H52ZM74 103V102H73ZM97 103V102H96ZM113 103V102H112ZM115 103V102H114ZM126 103V101H125ZM124 103V104H125ZM134 103V102H132ZM11 104V103H10ZM23 104V103H22ZM38 104V103H37ZM62 104V103H60ZM67 105V103H65ZM78 104V103H77ZM122 104V103H121ZM136 104V102H135ZM16 105V104H15ZM21 105V104H20ZM19 105V108H21ZM24 105V104H23ZM35 105V104H34ZM53 105V104H52ZM51 105V106H52ZM57 105V104H56ZM75 105V104H74ZM94 105V104H93ZM10 106V105H9ZM30 106V105H29ZM36 106V105H35ZM80 106V105H79ZM92 106V105H91ZM122 106V105H121ZM135 106V105H134ZM18 106H16L17 108ZM31 107V106H30ZM29 107V109H30ZM64 107V106H63ZM66 107V106H65ZM74 107V109H76L75 107H77L76 105L75 106H72ZM133 107V106H132ZM15 108V109H16ZM48 108V107H46ZM61 108V107H60ZM80 109H82L81 107H79ZM87 108V107H86ZM85 108V109H86ZM100 108V107H99ZM128 108V106H127ZM130 108V107H129ZM136 109L138 107H135ZM134 108V110H135ZM24 109V108H23ZM21 108V110H23ZM62 109V108H61ZM74 110L73 108H70V110ZM88 109V108H87ZM104 109V108H103ZM122 109V108H121ZM144 109V107H143ZM11 109H9L8 112H10ZM25 110V109H24ZM28 110V109H27ZM65 109H63L64 111ZM67 110H69L68 108L64 111L66 112ZM71 111H67L66 114H63L64 117H66V115H69L71 114L70 117H72V114L73 112ZM79 111V109H76ZM129 110V109H128ZM146 110V108L144 109ZM259 110V111H258ZM34 111V110H33ZM36 111V110H35ZM83 111V110H82ZM85 111V110H84ZM133 111V110H131ZM136 111V110H135ZM13 112V110H12ZM11 112V113H12ZM21 112V111H19ZM24 112V111H23ZM59 112V111H58ZM70 112V113H68ZM85 112H88L85 111ZM94 112V111H93ZM145 112V111H144ZM7 113V111H6ZM14 113V112H13ZM18 113V112H17ZM68 113V114H67ZM83 113V112H82ZM90 113V112H89ZM95 113V112H94ZM136 113V112H134ZM143 113V112H142ZM24 114V113H23ZM29 113H26V115H28ZM31 114V113H30ZM42 114V113H41ZM88 114V113H87ZM125 114V113H124ZM123 114V115H124ZM127 114H128V111H127ZM132 113L130 112L129 115H131ZM138 115V112L136 113ZM146 114V113H144ZM12 114H10V117H11ZM16 115V114H15ZM60 115V114H59ZM63 115L61 117H63ZM76 115V114H75ZM89 115V114H88ZM126 115V114H125ZM124 115V117H125ZM128 115V117H129ZM42 116V115H41ZM78 116V115H77ZM82 116H84L83 114L81 115V118ZM139 116V115H138ZM137 116V117H138ZM145 116V115H144ZM15 117V116H14ZM24 117V116H22ZM86 117V115H85ZM98 117V116H97ZM105 117V116H103ZM137 117H132V118H129L127 119L126 124L125 126H129L132 128V130H130L128 132V135H134L136 134V129L139 130V128H136V123L138 122L137 121ZM148 117V116H147ZM16 118V117H15ZM21 118V117H20ZM41 118V117H40ZM68 118V117H66ZM100 118V117H99ZM144 118V117H143ZM141 118V119H143ZM146 118V117H145ZM149 118V117H148ZM12 119H14L12 117ZM22 119V118H21ZM64 119V118H62ZM118 119V118H117ZM120 119V118H119ZM140 119V118H139ZM65 120L67 119H64L63 123H65ZM70 120V119H69ZM73 120V119H72ZM96 120V119H95ZM99 120V119H98ZM126 120V118H125ZM124 120V121H125ZM146 120V119H145ZM74 121V120H73ZM86 121L87 120V117H86ZM117 121V120H116ZM68 122V121H67ZM83 122H84V119H83ZM90 122V121H89ZM115 122V121H114ZM29 123V122H28ZM31 123V122H30ZM62 123V124H63ZM71 123V122H70ZM69 124V127L71 126ZM101 123V122H100ZM105 123V122H104ZM139 123V122H138ZM12 124V123H11ZM66 124V123H65ZM72 124V123H71ZM85 124V123H84ZM14 125V124H13ZM12 125V128H16L13 127ZM55 125V124H54ZM97 125V124H96ZM117 125V124H116ZM120 125V124H119ZM65 126L66 125H62ZM73 126V125H72ZM79 126V125H78ZM102 126V125H101ZM105 126V124H104ZM123 126V125H122ZM123 126V127H125ZM143 126V125H142ZM145 126V124H144ZM143 126V127H144ZM37 127V126H36ZM68 127V126H67ZM77 127V126H76ZM98 127V126H97ZM107 127V126H106ZM32 128V127H31ZM30 128V129H31ZM61 128V127H60ZM63 128V129H64ZM72 128V127H71ZM80 128V127H79ZM93 128V127H92ZM36 129V128H35ZM44 129H47V128H44ZM50 129V128H49ZM70 128H67V132L70 131V133H74V134H77L76 132H71V130H69ZM73 129V128H72ZM125 129V128H123ZM142 129V128H141ZM140 129V130H141ZM62 130V129H61ZM98 130V129H97ZM111 130V129H110ZM120 130V129H119ZM126 130V129H125ZM139 130V131H140ZM41 131H42V128H41ZM63 131V130H62ZM61 131V132H62ZM78 131V130H76ZM96 131V129H95ZM107 131V130H106ZM113 131V130H112ZM123 131V130H122ZM28 132V131H26ZM37 132V131H36ZM53 132V131H52ZM66 132V133H67ZM80 132V131H79ZM141 132V131H140ZM31 133V132H30ZM69 133V134H70ZM111 133V132H110ZM121 133V132H120ZM123 133L125 134V132L123 131ZM139 133V132H138ZM45 134V133H44ZM73 134V136H74ZM103 134V133H102ZM49 135V134H48ZM47 135V136H48ZM64 135V134H63ZM62 135V136H63ZM72 135V134H71ZM70 135V136H71ZM78 135V134H77ZM90 135V134H88ZM26 136V135H25ZM69 136V135H68ZM96 136V135H95ZM108 136V135H107ZM122 136V134H121ZM145 136V133L144 135ZM147 137L149 136L148 134L146 135ZM67 137V135H66ZM75 137V136H74ZM131 137V136H130ZM134 137V136H133ZM138 137V136H137ZM140 137H142V135H140ZM4 138V137H3ZM2 138V141L3 144H4V139ZM52 138V137H51ZM58 138V137H57ZM68 138V137H67ZM66 138V139H67ZM97 138V136H96ZM125 138V137H124ZM129 138V137H128ZM139 138V137H138ZM63 139L64 141L66 140L65 137L63 136ZM62 139V140H63ZM70 139V138H69ZM73 139V138H72ZM92 139V138H91ZM99 139V137H98ZM135 139V138H134ZM144 139V138H143ZM149 139V137L147 138ZM145 139V140H147ZM29 140V139H28ZM62 140L60 142H62ZM75 140V139H74ZM73 140V141H74ZM80 140V139H79ZM100 140V139H99ZM123 140V139H122ZM126 140V139H125ZM123 140V141H125ZM139 139H137L138 141ZM141 140V139H140ZM150 140V139H149ZM148 140V142H149ZM39 141V140H38ZM76 141V140H75ZM88 141V140H87ZM108 141V140H107ZM153 141V140H152ZM7 142V141H6ZM54 142V141H53ZM59 142V145L61 144ZM78 142V141H77ZM83 142V141H82ZM92 142V141H91ZM129 142V141H128ZM144 142V141H143ZM64 143V144H63ZM67 143L66 142H62V145L64 146L65 144ZM72 143V142H71ZM130 143V142H129ZM2 144V145H3ZM6 144V143H5ZM8 144V142H7ZM84 144V143H83ZM90 144V143H89ZM152 144V142L150 143ZM9 145V144H8ZM8 145H4L7 149H8ZM45 145V144H44ZM58 145V146H59ZM142 145V144H140ZM139 145V146H140ZM53 146V145H52ZM61 146V145H60ZM128 146H130L128 144ZM148 146V145H147ZM154 146V144H153ZM153 146H151L149 149L153 148ZM1 147V146H0ZM29 147V146H28ZM33 147V146H32ZM99 147V146H98ZM117 147V146H116ZM156 147V145H155ZM52 148V147H51ZM54 148V146H53ZM57 148V147H56ZM128 148V147H127ZM126 148V149H127ZM131 148V147H130ZM32 149V148H31ZM49 149V148H48ZM59 149V147H58ZM61 149H64L61 147ZM78 149V148H77ZM91 149V148H90ZM102 149V147H101ZM154 149V148H153ZM157 149V150H158ZM67 149L65 148L64 151H66ZM129 150V149H127ZM7 152V150H5ZM33 151V150H32ZM31 151V152H32ZM56 151V149H55ZM59 151V150H58ZM61 151V150H60ZM64 151L62 150L60 153L63 154ZM107 151V150H106ZM121 151V150H120ZM151 150H149L150 152ZM154 151V150H153ZM26 152V151H24ZM49 152V151H48ZM54 152V151H52ZM63 152V153H62ZM73 151H68V154L71 153L72 154ZM96 152V151H95ZM122 152V151H121ZM148 152V151H147ZM50 153V152H49ZM58 153V152H57ZM75 153V152H73ZM92 153V152H91ZM98 153V152H96ZM108 153V152H107ZM106 153V154H107ZM131 153V152H130ZM136 153V152H135ZM14 154V153H13ZM56 154V152H55ZM67 154V153H65ZM65 154H64V157H65ZM125 154V153H124ZM154 154H157L156 151ZM32 155V154H31ZM73 155V154H72ZM96 155V154H95ZM109 155V153H108ZM136 155V154H135ZM162 155V154H161ZM47 156V155H45ZM63 155H61L62 157ZM150 156H153V153L150 155ZM156 156V155H155ZM165 156V155H164ZM163 156V157H164ZM55 157V156H53ZM60 157V156H59ZM114 157V156H113ZM115 157H117L115 155ZM138 157V156H137ZM144 157V156H143ZM162 157V158H163ZM262 157V158H261ZM70 158V157H69ZM100 158V157H99ZM151 158V157H149ZM10 159V157H9ZM33 159V158H32ZM54 160V158H52ZM66 159V158H65ZM68 159V158H67ZM67 159L65 160V162L67 161ZM82 159V158H81ZM91 159V157H90ZM140 159V158H139ZM148 159V158H147ZM28 160V159H27ZM52 160V161H53ZM61 160V159H60ZM71 160V158H70ZM69 160V162H70ZM73 160V159H72ZM80 160V159H79ZM109 160V158H108ZM125 160V159H124ZM138 160V159H137ZM136 160V161H137ZM164 160V158H163ZM29 161V160H28ZM38 161V160H37ZM129 161V160H128ZM132 161V160H131ZM130 161V162H131ZM144 161V160H143ZM154 161V160H153ZM170 161V160H169ZM43 162V161H42ZM47 162V161H46ZM55 162V161H54ZM68 162V161H67ZM68 163H64L62 162L63 164H65V166H67ZM72 162V161H71ZM84 162V161H83ZM111 162V161H110ZM110 162H109V165H110ZM116 162V161H115ZM121 162V161H119ZM155 162V161H154ZM85 163V162H84ZM89 163V162H88ZM31 164V163H30ZM48 164V162H47ZM55 164V163H54ZM74 164V162L72 163V165ZM82 164V163H81ZM87 164V163H86ZM106 164V163H105ZM127 164V162H126ZM18 165V164H17ZM44 165V164H43ZM61 165V164H60ZM71 165V164H69ZM71 165V166H72ZM128 165V164H127ZM132 165V164H131ZM135 165V163L133 164ZM144 165V164H143ZM146 165V164H145ZM173 165V164H172ZM71 166L69 167L71 169ZM88 166V165H86ZM90 166V165H89ZM149 166V165H148ZM162 166V165H161ZM176 166V167H177ZM34 167H36L34 165ZM74 167V166H73ZM93 166H90V169H93L91 168ZM102 167V166H101ZM109 167V166H108ZM175 167V168H176ZM68 168V170H70ZM84 169H86V167H83ZM130 168V167H129ZM142 168V166H141ZM179 168V167H178ZM180 168V169H181ZM211 168H212V165H211ZM42 169V168H41ZM90 169H87L90 171ZM134 169V168H132ZM143 169V168H142ZM158 169V168H157ZM177 169V168H176ZM210 169V168H209ZM208 169V170H209ZM16 170H18L16 168ZM61 170H65L63 169V167L61 168ZM60 170V171H61ZM68 170H66L67 172L66 173H70L68 172ZM77 170V169H76ZM78 170H79V166H78ZM81 170V169H80ZM102 171H105V170H102V169H99ZM109 170V168H108ZM106 171V172H109V171ZM136 171H138L137 169H135ZM145 170V169H144ZM149 170V169H148ZM98 171V170H97ZM111 171V170H110ZM129 171V170H128ZM151 171V170H150ZM165 171V170H164ZM163 171V172H164ZM177 172V170H175ZM42 172V171H41ZM78 172V171H77ZM127 172V171H126ZM132 172V171H131ZM141 172V170H140ZM143 172V171H142ZM141 172V173H142ZM147 172V171H146ZM154 172V171H153ZM151 172V173H153ZM210 172V171H209ZM208 172V173H209ZM19 173V172H18ZM63 172V175H67ZM74 173V171L71 172V174ZM81 173V172H80ZM78 173V174H80ZM86 173V172H85ZM85 173H83L82 171V174L85 175ZM92 173V172H91ZM104 173V172H103ZM111 173V172H110ZM109 173V175H110ZM113 173V172H112ZM111 173V175H112ZM115 173V172H114ZM145 173V171H144ZM162 173V172H161ZM167 173V171L165 172ZM3 174V173H2ZM17 174V172H16ZM61 174V173H60ZM75 174V173H74ZM106 175H108L107 173H105ZM121 174V173H120ZM136 174H139L138 173H135ZM154 174V173H153ZM158 174V173H156ZM173 174V173H172ZM179 174V173H178ZM211 174V173H209ZM7 175V174H6ZM81 175V174H80ZM82 175V176H84ZM105 175V176H106ZM110 175V178H113L111 181L114 180V178L116 179L115 181L119 182L121 179H117L118 177L119 178H122V176L120 177V175H114V177H112ZM123 175V174H122ZM134 175V173H133ZM145 175V174H144ZM151 175V174H150ZM165 175V174H164ZM168 175H171L168 173ZM212 175V176H213ZM66 176V177H67ZM70 176H73L72 175H69L68 177ZM87 177H89L88 175H85ZM95 176V175H94ZM97 176V175H96ZM116 176H118L116 178ZM124 176H127V177H131V176H128V175H124ZM123 176V177H124ZM258 176H262L259 177L260 178V181L262 184H259L258 186H255V187H251L249 185V181L252 180V179H255V178H258ZM28 177V176H27ZM54 177V176H53ZM63 177V176H62ZM67 177V178H68ZM92 177V176H91ZM137 177V176H136ZM139 177V176H138ZM165 177V176H164ZM170 176H167V179H169ZM178 177V176H177ZM17 178V177H16ZM35 178V177H34ZM64 178V177H63ZM66 178V179H67ZM72 178V177H71ZM70 178V179H71ZM74 178V177H73ZM97 179L99 177H96ZM106 178V177H105ZM126 178V177H125ZM123 178V179H125ZM145 178V177H144ZM171 178V177H170ZM205 178H207L205 176ZM213 178V177H211ZM210 178L209 181H213L212 179ZM20 179V177H19ZM32 178H30L31 180ZM36 179V178H35ZM34 179V181H35ZM45 179V178H44ZM70 179L68 181H70ZM81 179V177L79 178ZM101 179V177L99 178ZM128 179V178H127ZM139 179V178H138ZM173 179V178H172ZM171 179V180H172ZM179 178H177L178 180ZM215 179V178H214ZM216 179V180H217ZM262 179V180H261ZM1 180V179H0ZM5 180V179H4ZM28 180V181H26ZM26 181L27 182V185L28 188L30 187L28 185V183L30 182L29 181V178H27ZM33 180V179H32ZM31 180V181H32ZM40 180V179H39ZM83 177H82V181H83ZM107 180V179H106ZM105 180V185L104 186V189L106 187V181ZM110 180V179H108ZM119 180V181H118ZM132 180V178H131ZM142 180V179H141ZM180 180V179H179ZM178 180V181H179ZM183 180V179H182ZM257 180V179H256ZM259 180V179H258ZM14 181V180H13ZM57 181V180H56ZM86 181V180H85ZM84 181V182H85ZM91 181V180H90ZM89 181V182H90ZM125 181V180H124ZM133 181V180H132ZM155 181V180H154ZM163 181V180H162ZM177 181V182H178ZM207 181V180H206ZM11 182V181H10ZM22 182V181H21ZM24 182V183H26ZM60 182V181H59ZM81 182V180H80ZM122 182V181H121ZM169 182V181H168ZM182 183V181H180ZM185 182V181H184ZM6 183V181H5ZM8 183V182H7ZM18 183V182H17ZM35 183V182H34ZM102 183V182H100ZM111 183V182H110ZM179 183V182H178ZM186 183V182H185ZM185 183H182L185 185ZM206 183V182H205ZM212 183V182H211ZM20 184V183H18ZM54 184V183H53ZM71 184V183H70ZM91 186H92V181H91ZM115 184V183H114ZM120 184V183H118ZM122 184V183H121ZM121 184H120V187L121 188ZM130 184V183H129ZM145 184V183H144ZM192 184V183H191ZM196 184V183H195ZM7 185V184H6ZM11 185V184H10ZM21 185V184H20ZM31 185V184H30ZM88 185V184H87ZM117 185V184H116ZM115 185V186H116ZM124 185V183H123ZM143 185V184H142ZM147 185V184H146ZM180 185V184H179ZM190 185V184H189ZM194 185V184H192ZM207 186H209L208 184H206ZM32 186V185H31ZM58 184L55 186L57 187ZM113 186L112 184V187H114L113 191L111 192V195L112 193L115 192V189L116 187ZM126 186V185H125ZM134 186V185H133ZM137 186V185H136ZM178 185H176L177 187ZM182 187V185H180ZM196 185H194L195 187ZM204 187H206L205 185H202ZM21 187V186H20ZM25 187V186H24ZM34 187V185H33ZM93 187V186H92ZM110 187V186H109ZM118 187V186H117ZM143 187V186H142ZM154 187V186H153ZM179 187V186H178ZM177 187V188H178ZM188 187V186H187ZM193 186H191L192 188ZM192 188V189H196V193L198 192L197 191V188ZM198 187V188H199ZM210 187V186H209ZM213 187H216V186H213ZM212 187V188H213ZM8 188V187H7ZM11 188V187H10ZM22 188V187H21ZM89 188V187H88ZM108 188V186H107ZM106 188V189H107ZM124 188V187H122ZM126 188V187H125ZM145 188V187H144ZM160 188V187H159ZM175 188V187H174ZM174 188L172 189V191L174 190ZM184 189V186L182 187ZM211 188V187H210ZM205 189V188H200L198 190H200L199 192L202 191L201 195L200 196H203L205 195V192L210 195L208 193L207 190H211V189ZM263 190H262V189ZM6 189V188H5ZM30 190H28L26 188V190H28L29 192H31V188H29ZM34 189V188H33ZM55 189V188H54ZM76 189V188H75ZM75 189H73L75 191ZM80 189V188H79ZM78 189V190H79ZM96 189V188H95ZM135 189V188H134ZM138 189V188H137ZM148 189V188H147ZM176 189V188H175ZM179 189V188H178ZM177 189V190H178ZM186 189V188H185ZM202 189V190H201ZM215 189V188H214ZM25 190V189H24ZM23 189L20 190L21 193L23 191V195L24 197L26 198L27 196L25 194H28L27 192H25ZM50 190V189H49ZM58 190V189H57ZM99 190V189H98ZM101 193L104 192L103 189H101ZM99 190V191H100ZM112 190V189H111ZM129 190V189H128ZM132 190V188H131ZM130 190V191H131ZM188 190V189H186ZM185 190V191H186ZM36 191V190H35ZM44 191V190H43ZM42 191V192H43ZM52 191V189L50 190ZM55 191V190H54ZM60 191V188L59 190ZM57 191V192H58ZM109 189L105 190L106 193L109 194ZM122 191V190H121ZM120 191V195L121 192ZM133 191V190H132ZM139 191V190H138ZM137 191V192H138ZM154 191V190H153ZM171 191V190H170ZM182 191V190H181ZM215 191V190H214ZM212 190V193L214 192ZM239 191V190H238ZM33 192V191H32ZM90 192V190H89ZM116 192L119 193V190L117 189ZM125 192V191H124ZM134 192V191H133ZM149 192V191H148ZM152 192V191H151ZM190 192V191H188ZM194 192V191H193ZM192 191L190 192L193 193ZM210 192V191H209ZM20 193V194H21ZM75 193H80L79 191H75ZM75 193H72V194H75ZM92 193V192H91ZM106 193H104V196L107 195ZM131 193V192H130ZM139 193V192H138ZM142 193V192H141ZM146 193V192H145ZM173 194L175 193V190L174 192H172ZM179 193V192H178ZM187 193V191H186ZM34 194V192H33ZM55 194V193H54ZM61 194V193H59ZM78 194H75L73 197V200L77 199V195ZM82 194V193H80ZM79 194V195H80ZM126 196H124V199L127 202H129V199H130V194H127L125 193ZM150 194V193H149ZM189 194V193H188ZM187 194V195H188ZM189 194V195H190ZM194 194V193H193ZM206 194V195H207ZM228 194V195H227ZM230 194V195H231ZM13 195V194H12ZM19 195V194H18ZM32 195V194H31ZM83 195V194H82ZM87 195L86 194V198H87ZM124 195V194H123ZM122 195V197H123ZM141 195V194H139ZM143 195V194H142ZM146 195V194H145ZM180 195V194H179ZM178 195V196H179ZM188 195V196H189ZM192 195V194H191ZM205 195V197H207ZM46 196V195H45ZM66 196V195H64ZM63 196V197H64ZM68 196V194H67ZM77 196V197H76ZM110 196V195H109ZM115 196V195H114ZM113 196V198H114ZM144 196V195H143ZM169 196V195H168ZM167 196V198H168ZM176 196V195H175ZM182 196V195H181ZM180 196V197H181ZM184 196V195H183ZM200 196H196L197 198ZM211 196V195H210ZM214 196V194H212V197ZM16 197V196H15ZM21 197V196H20ZM61 197V198H63ZM95 197V196H94ZM93 196L91 197L93 200V202L95 203V200H97V197L94 198ZM145 197V196H144ZM152 197V196H151ZM150 197V198H151ZM155 197H158V196H155ZM162 197V196H161ZM177 197V196H176ZM185 197V196H184ZM183 197V198H184ZM200 198V199H203ZM29 198H32V196L29 195ZM29 198L27 200H29ZM48 199V197H46ZM58 198V197H57ZM89 198V197H88ZM89 198V199H91ZM101 198V199H100ZM98 198L99 200L103 201L102 199H104L103 197H100ZM116 198V196H115ZM119 198V196L117 197ZM139 198V197H138ZM137 198V199H138ZM165 198V197H164ZM174 197H172V200H173ZM179 198V197H178ZM186 198V197H185ZM184 198V199H185ZM191 198V197H190ZM194 198V197H193ZM196 198V199H197ZM198 198V199H199ZM211 198V197H210ZM11 199V198H10ZM23 199V197H22ZM132 199L133 196H132ZM132 199H130V202L132 201ZM142 199V198H140ZM152 199V198H151ZM158 199V198H157ZM157 199L155 198V200L157 201ZM177 199V198H176ZM183 199V201H184ZM188 199V198H186ZM185 199V202L187 201ZM232 199V200H231ZM16 200V199H15ZM25 200V199H24ZM33 200V199H31ZM30 200V201H31ZM45 200V199H44ZM68 201V199H65ZM111 200V199H110ZM118 201V202H114V201ZM113 202L117 204V206H114L115 204L113 202L112 205V208L114 207H120L122 205V208L123 206L126 207L125 205H127L126 203H123V201L121 200L120 202V198L117 200L115 199ZM168 200H171V199H168ZM180 200V199H179ZM189 200V199H188ZM207 200H209L207 198ZM206 200V201H207ZM215 200V201H216ZM25 202L27 204H30L29 202ZM64 201V199L62 200ZM71 201V200H69ZM84 201V200H83ZM105 201H107L105 199ZM135 201V200H134ZM137 202H140L138 200H136ZM159 199L157 201V204L160 205L161 202L159 203ZM178 201V200H177ZM234 201V202H233ZM241 201V200H239ZM238 201V202H239ZM18 202V201H17ZM24 202V201H23ZM66 202V201H65ZM110 201H108L109 203ZM135 202V203H137ZM152 202H155L154 200ZM166 202H167V199H166ZM181 202V200H180ZM188 202V201H187ZM190 202V201H189ZM203 202V201H202ZM201 201L195 203L194 205V208L195 206H199L201 203ZM208 202V201H207ZM217 202V201H216ZM92 203V202H91ZM89 203V204H91ZM98 203V204H97ZM102 202L100 201H96L95 203V207H97L99 204H101ZM118 203H120V205H118ZM123 203V204H122ZM150 202H148L149 204ZM168 203V202H167ZM167 203H164L165 205ZM172 203V202H171ZM175 203V202H174ZM184 203V202H183ZM206 203V202H205ZM209 203V202H208ZM240 203V202H239ZM82 204V208H76L74 207L71 208L72 211L69 212L73 215V217H75L74 219H77L80 217V219H82L84 221V218L86 219V222L88 223V220H92L91 216L89 217V219H87L86 217H81L82 215L84 216V214L86 215L87 213L89 212H92L94 211L93 213H95L96 211L95 210H92L90 209V207H83V204L84 203H81ZM107 204V202H106ZM125 204V205H124ZM139 206H140V203H138ZM147 203H144L142 205V202H141V208L146 206ZM147 204V205H148ZM153 204V203H152ZM169 204V203H168ZM186 204V203H185ZM203 204V203H202ZM241 204V203H240ZM32 207L34 204H32ZM62 205V204H61ZM86 205V204H85ZM97 205V206H96ZM103 205L105 204H102L100 205L101 206V210H104L105 208L103 207ZM110 205V204H109ZM133 205V202H131V207ZM164 205V206H165ZM177 205V204H176ZM210 205H213L211 204V199H210V203H209V206ZM27 207H29L28 205H26ZM76 206V205H75ZM79 206V205H78ZM108 206V205H106ZM111 206V205H110ZM128 207L130 206L129 204L127 205ZM161 206V205H160ZM172 206V205H171ZM183 206V205H182ZM186 206V205H185ZM190 206V205H189ZM202 206V205H200ZM206 206L203 204V207ZM208 206V204H207ZM206 206V207H207ZM12 207V206H11ZM99 207V206H98ZM103 207V209H102ZM137 208L140 209V207L135 206ZM152 207H154L152 205ZM151 207V209H152ZM188 206H186L187 208ZM62 208V207H61ZM66 208V207H65ZM68 208V207H67ZM107 208V207H106ZM111 208V207H110ZM110 208H108L107 213L109 212V215L110 214ZM111 208V209H112ZM117 208H115L114 210L116 212H111V213H115V215H113L111 218L115 219L116 218V215L117 217H119L120 215V211H122V208H118L120 209L119 210H116ZM161 208V207H160ZM169 208V206H168ZM185 208V207H184ZM199 208V207H198ZM210 209L212 208V206L209 207ZM24 209V207H23ZM30 209V208H29ZM32 209V208H31ZM49 209V208H48ZM70 209V210H71ZM99 209V208H97ZM131 209V208H130ZM133 209V208H132ZM136 209V208H135ZM144 209V208H143ZM201 209V207H200ZM2 210V209H1ZM18 210V209H17ZM33 210V209H32ZM100 210V209H99ZM126 210V208H125ZM197 210V209H196ZM203 211H205L206 209H202ZM209 210V209H207ZM206 210V211H207ZM13 211V210H12ZM34 211V210H33ZM58 211V210H57ZM106 211H104L106 213ZM119 211V212H118ZM132 211V210H131ZM135 211V210H134ZM133 211V212H134ZM141 211V209H140ZM146 211V210H145ZM150 211V210H149ZM213 211V210H212ZM241 211H242V214H241ZM15 212V210H14ZM61 212V211H60ZM137 212V211H136ZM139 212V210H138ZM137 212V213H138ZM202 212V211H201ZM209 212V211H208ZM218 212V213H219ZM237 212V213H238ZM11 213V212H9ZM26 213V212H25ZM49 213V212H48ZM63 213V212H62ZM61 213V215H62ZM92 213V214H93ZM96 213H99L101 214L99 211H97ZM103 213V211H102ZM143 213H146L143 211ZM204 213V212H202ZM212 213V212H211ZM217 213V212H216ZM3 214V213H1ZM33 214V213H32ZM60 214V213H58ZM67 214V213H66ZM65 214V215H66ZM122 214V213H121ZM139 214V213H138ZM137 214V215H138ZM198 214V213H197ZM205 214V213H204ZM214 214V213H213ZM236 214V213H235ZM29 215V214H28ZM31 215V214H30ZM47 215V214H46ZM55 215V214H54ZM57 215V214H56ZM55 215V216H56ZM60 215V216H61ZM64 214L61 216V220L64 218V220H66L65 218L67 216H65ZM90 215V214H89ZM97 215V214H96ZM105 216V214H103ZM125 216H120L119 218L121 217H126L127 214L124 213ZM132 215V212L130 214V216ZM139 215H142V214H139ZM138 215V216H139ZM144 215V214H143ZM196 215V214H195ZM209 215V214H208ZM226 215V218H227V214ZM3 216V215H2ZM59 215H57L58 217ZM59 216V217H60ZM71 215H69L68 213V218L70 217ZM94 216V214H93ZM218 216V215H217ZM217 216H207V218L203 219L204 220V225H209L211 224L214 219L217 217ZM233 216V215H232ZM6 217V215L4 216ZM8 217V215H7ZM100 217V216H98ZM108 217V216H107ZM199 217V216H198ZM204 217V215H203ZM202 217V218H203ZM223 218V216H221ZM18 219V217H16ZM20 218V217H19ZM94 218V217H93ZM96 219L98 220H101L102 218L100 217L97 218L95 217ZM111 218L108 219L110 222H111ZM146 218H150V217H146ZM167 218V216H166ZM220 217H218L219 219ZM13 218H11L12 220ZM15 219V218H14ZM22 219V218H21ZM95 219V220H96ZM143 219V218H142ZM141 219V220H142ZM145 219V217H144ZM181 219V217L179 218V220ZM217 219V220H218ZM225 219V218H224ZM223 219V220H224ZM24 220V219H23ZM48 220V219H47ZM63 220V223H65ZM94 220V219H93ZM92 220V221H93ZM95 220L93 221L92 224L96 223ZM107 221V218L106 220L105 219H102L101 221ZM117 220V218L115 219ZM123 220V219H122ZM169 220V219H168ZM183 220V219H182ZM186 220V219H185ZM221 219H219L220 221ZM223 220H221V222H223ZM230 220V219H229ZM14 221V220H13ZM25 221V220H24ZM52 221V220H51ZM82 221V222H83ZM90 221V222H92ZM125 221V220H124ZM181 221V220H180ZM191 221V220H189ZM195 221V220H194ZM202 221V219H201ZM216 221V220H215ZM227 221V220H226ZM20 223H22L21 221H19ZM50 222V220H49ZM54 222V221H53ZM60 222V220H59ZM71 222V221H69ZM85 222V223H86ZM99 222V221H98ZM104 222V223H105ZM117 222H121V221H117ZM146 222H148L146 220ZM177 222V221H175ZM185 222V221H184ZM187 222V220H186ZM185 222V223H186ZM197 222V221H196ZM232 222V221H231ZM230 222V223H231ZM17 223V222H16ZM19 223V225H20ZM26 223V222H25ZM31 223V222H30ZM68 223V221H67ZM72 223V222H71ZM71 223H68V224H71ZM76 223V221H75ZM80 222H78L77 226L80 225L79 224ZM103 223V222H102ZM103 223V226L104 225H109L108 222L106 224ZM113 223V221H112ZM219 223V222H218ZM244 223V224H243ZM10 224V222H9ZM12 226L14 225L13 223H11ZM23 224V223H22ZM100 224V222H99ZM130 224V223H129ZM178 224V223H177ZM182 224V223H181ZM192 224V223H191ZM201 224V222H200ZM217 224V223H216ZM223 224V223H222ZM221 224V226H222ZM65 225V224H64ZM82 225V223H81ZM84 225V224H83ZM97 226H101L103 227L102 225H98V223L96 224ZM95 224L92 225L95 229ZM113 225V224H111ZM115 225V224H114ZM113 225V226H114ZM123 225V224H122ZM135 225V224H132V226ZM183 225V224H182ZM186 225V224H185ZM204 225H202L203 227H205ZM214 225V224H213ZM232 225V224H230ZM232 225V226H233ZM24 226V224H23ZM23 226H19L20 227H23ZM26 226V224H25ZM70 226H73V225H70ZM76 226V228H77ZM85 226H87V224H85ZM110 226V225H109ZM130 226V225H129ZM184 226V225H183ZM188 226V225H187ZM191 226V225H189ZM200 226V227H202ZM230 226V227H232ZM10 227V226H9ZM18 227V226H17ZM62 227V226H61ZM68 227V226H67ZM83 227V226H82ZM82 227H80V231L84 232L82 230ZM88 227V226H87ZM98 227V228H99ZM105 227V226H104ZM111 227V226H110ZM145 227V226H144ZM194 226H192L191 228H193ZM199 227V228H200ZM209 227V226H208ZM211 227V226H210ZM220 227V226H219ZM34 228V227H32ZM72 228V227H71ZM75 228V226L73 227ZM84 230L85 229H89L91 230V226L90 228H85L83 227ZM105 228H108L105 227ZM150 228V227H148ZM154 228V227H152ZM221 228V227H220ZM223 228V227H222ZM226 228V227H225ZM78 229H79V226H78ZM101 229V228H100ZM196 229V227L194 228ZM202 229V228H201ZM229 228H227V233L229 232L228 231ZM233 229V228H232ZM232 229L230 230V232H232ZM23 232V230H21ZM88 231V230H87ZM96 231H97V227H96ZM104 231V230H102ZM235 231V229H234ZM234 231L232 233H234ZM20 232V234L22 233ZM94 232V231H93ZM224 232H226L224 230ZM18 233V232H17ZM25 232H23L24 234ZM85 233V232H84ZM91 233V232H90ZM96 233V232H95ZM146 233V232H145ZM237 233V232H236ZM234 233V234H236ZM241 233V232H240ZM19 234V235H20ZM76 234V233H75ZM93 234V233H91ZM99 234V233H98ZM160 234V233H159ZM74 236V234H72ZM100 235V234H99ZM99 235H91V236H99ZM104 235V234H102ZM155 235V234H154ZM158 235V234H157ZM224 235V233L222 234V236ZM227 235V234H226ZM32 236V235H31ZM101 236V235H100ZM221 236V237H222ZM234 236V235H233ZM233 236L230 235V237L232 238ZM236 236H240V235H236ZM236 236H234V238H236ZM242 236V234H241ZM27 237V236H25ZM31 238V237H29ZM71 238V237H70ZM76 238V237H75ZM89 238V237H88ZM103 238V237H102ZM110 238V237H109ZM146 238V237H145ZM220 238V237H219ZM218 238V239H219ZM226 238L229 239V237L227 236ZM238 238V237H237ZM237 238L235 240H237ZM79 239V238H78ZM91 239V238H90ZM94 239V238H93ZM119 239V238H118ZM223 239V238H222ZM42 240V238H41ZM72 240V238H71ZM70 240V241H71ZM98 240V239H97ZM95 240V241H97ZM102 240V239H100ZM105 240V238H104ZM221 240V238H220ZM230 240V239H229ZM233 240V238H232ZM232 240L230 241V243L232 242ZM240 241L242 239H239ZM73 241V240H72ZM76 241V240H75ZM61 242V241H60ZM234 243L236 241H233ZM239 242V241H237ZM236 242V243H237ZM27 242H25L26 244ZM69 243V242H68ZM145 243V241H144ZM220 243V242H219ZM228 243V242H227ZM240 243V242H239ZM78 244V243H77ZM91 244V243H90ZM114 244V243H113ZM221 244V243H220ZM219 244V245H220ZM65 245V244H64ZM82 245V244H81ZM229 246V244H227ZM226 246V245H225ZM224 246V247H225ZM89 247V246H88ZM87 247V248H88ZM220 247V246H218ZM233 247V246H232ZM3 248V247H2ZM65 248V247H64ZM70 248V247H69ZM76 249V248H75ZM81 249V248H80ZM220 249V248H219ZM232 249V248H231ZM218 250V249H217ZM234 250V249H233ZM68 251V250H66ZM77 251V250H76ZM12 252V251H11ZM65 252V251H64ZM63 252V253H64ZM240 252V250H239ZM2 253V252H1ZM227 253V252H225ZM241 253V252H240ZM221 254V253H220ZM227 255H229L227 253ZM225 255V256H227ZM235 255V254H234ZM208 256V255H207ZM211 256V255H210ZM217 256V255H216ZM5 257V256H4ZM3 257V258H4ZM46 257V256H45ZM218 257L220 256H217V259ZM224 257V256H223ZM234 257V256H232ZM237 257L238 254H237ZM204 258V257H203ZM207 258V257H206ZM225 258V257H224ZM230 258V257H229ZM6 259V258H5ZM10 259V258H9ZM222 259V258H221ZM220 259V260H221ZM223 260V259H222ZM226 262L223 261V263H227V259H225ZM232 260V258H231ZM257 260V261H256ZM230 261V260H229ZM235 261V260H234ZM13 262V261H12ZM215 262V260H214ZM219 262V260H218ZM222 262V261H221ZM233 262V261H231ZM222 263V264H223ZM189 264V263H188ZM212 264V263H211ZM217 264H220L217 263Z\"/></svg>", "mask_w": 264, "mask_h": 264}]
</instances>
